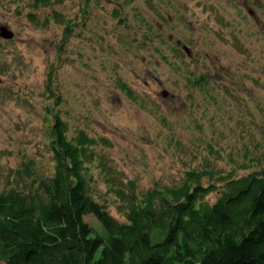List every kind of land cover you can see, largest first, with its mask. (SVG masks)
Segmentation results:
<instances>
[{
    "label": "rangeland",
    "instance_id": "rangeland-1",
    "mask_svg": "<svg viewBox=\"0 0 264 264\" xmlns=\"http://www.w3.org/2000/svg\"><path fill=\"white\" fill-rule=\"evenodd\" d=\"M4 31L0 188L52 176L55 116L93 141L86 194L118 222L117 188L140 201L264 166V0H0Z\"/></svg>",
    "mask_w": 264,
    "mask_h": 264
},
{
    "label": "trees",
    "instance_id": "trees-1",
    "mask_svg": "<svg viewBox=\"0 0 264 264\" xmlns=\"http://www.w3.org/2000/svg\"><path fill=\"white\" fill-rule=\"evenodd\" d=\"M51 133L52 176L26 190L0 188V264H264V166L221 178L220 189L201 186L204 175L189 171L180 186L153 189L140 201L132 184L128 193L117 188L126 202L125 222H118L86 194L93 141L83 132L69 140L58 116Z\"/></svg>",
    "mask_w": 264,
    "mask_h": 264
},
{
    "label": "water",
    "instance_id": "water-1",
    "mask_svg": "<svg viewBox=\"0 0 264 264\" xmlns=\"http://www.w3.org/2000/svg\"><path fill=\"white\" fill-rule=\"evenodd\" d=\"M0 37H3L5 39H11L12 38V33L10 31H4L2 34H0ZM186 53H189V50L186 47H183ZM164 96L167 95V92L163 93Z\"/></svg>",
    "mask_w": 264,
    "mask_h": 264
}]
</instances>
